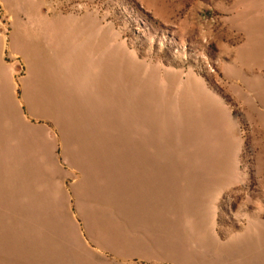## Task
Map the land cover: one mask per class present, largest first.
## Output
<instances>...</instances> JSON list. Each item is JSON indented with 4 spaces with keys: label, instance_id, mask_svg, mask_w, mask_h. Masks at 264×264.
Here are the masks:
<instances>
[{
    "label": "rangeland",
    "instance_id": "374dc122",
    "mask_svg": "<svg viewBox=\"0 0 264 264\" xmlns=\"http://www.w3.org/2000/svg\"><path fill=\"white\" fill-rule=\"evenodd\" d=\"M0 264H264V0H0Z\"/></svg>",
    "mask_w": 264,
    "mask_h": 264
}]
</instances>
